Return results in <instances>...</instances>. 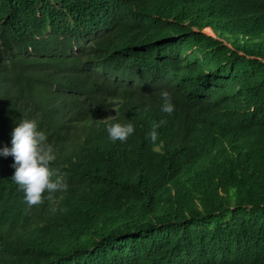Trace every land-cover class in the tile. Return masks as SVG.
I'll return each mask as SVG.
<instances>
[{
  "label": "trees",
  "instance_id": "16d2710c",
  "mask_svg": "<svg viewBox=\"0 0 264 264\" xmlns=\"http://www.w3.org/2000/svg\"><path fill=\"white\" fill-rule=\"evenodd\" d=\"M33 118L68 189L0 155V264H264V0H0V149Z\"/></svg>",
  "mask_w": 264,
  "mask_h": 264
},
{
  "label": "clouds",
  "instance_id": "9594fccd",
  "mask_svg": "<svg viewBox=\"0 0 264 264\" xmlns=\"http://www.w3.org/2000/svg\"><path fill=\"white\" fill-rule=\"evenodd\" d=\"M163 101L161 111L172 114L174 105L168 90L160 91ZM107 120L97 121V123ZM166 120L153 122L148 137L156 143L158 129L166 125ZM109 138L113 141L126 142L134 133V126L131 122L115 123L107 127ZM0 155L14 158L12 167L15 173L11 178L24 192V199L29 209L32 206L40 205L45 200L54 203V193L67 191L68 185L62 175L54 170L51 165L56 160L53 146L48 143L47 135L39 129L36 119H23L12 132V147L0 149ZM47 193V195H45Z\"/></svg>",
  "mask_w": 264,
  "mask_h": 264
}]
</instances>
